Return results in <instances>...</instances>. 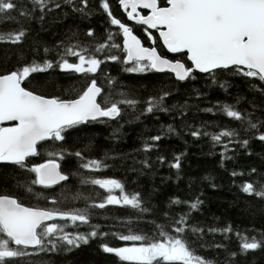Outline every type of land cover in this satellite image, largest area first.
Masks as SVG:
<instances>
[{
    "label": "snow or ice",
    "instance_id": "snow-or-ice-1",
    "mask_svg": "<svg viewBox=\"0 0 264 264\" xmlns=\"http://www.w3.org/2000/svg\"><path fill=\"white\" fill-rule=\"evenodd\" d=\"M113 2L126 19L114 14ZM69 15L78 21L103 15L107 27L97 33L91 25H70L52 45L39 39L40 32L50 31ZM5 24L14 27L0 33V43L15 46L19 55L14 67L0 71V264H55L61 254L90 241H98L100 250L120 264H246L248 253L264 251L260 229L194 223L192 214L204 204L202 193L192 199L170 197L156 208V189L146 192L139 185L140 177L155 172L154 165L165 164L163 155L153 159L149 153L158 151V142L168 135L210 138L213 149H220L221 167L233 159L229 152L242 148L252 155L250 141L264 143V0H0V25ZM33 24L38 26L35 33ZM135 26L142 28L144 40ZM41 73L75 76L79 89L49 90L47 81L36 75ZM121 73H165L177 84L203 81L204 88L218 87L226 94L239 80L253 97L237 93L234 104L211 102L206 91L192 87L194 98H204L211 106L199 108L185 101L165 107L177 84L140 100L119 78ZM242 100L248 108H237ZM190 108L222 113L239 127L206 131L215 125L188 123ZM161 112L180 119L181 127L160 125L158 134L142 137L141 147L134 150L143 153L140 160L132 154H89L94 137L87 133L93 126L117 124L111 133L115 138L123 126L120 121L131 123L148 115L158 119ZM77 141L86 142L77 148ZM130 155L125 171L134 174L131 179L90 178L122 168ZM184 155L174 154L167 163L177 179ZM228 174L240 193L258 198L264 216V170L249 166ZM129 185H135L132 192L126 191ZM91 189L105 195L97 201ZM76 201L83 206H74ZM109 205L134 211L127 218L107 215L102 217L105 223L93 222L100 218L96 210L107 212Z\"/></svg>",
    "mask_w": 264,
    "mask_h": 264
},
{
    "label": "trees",
    "instance_id": "trees-1",
    "mask_svg": "<svg viewBox=\"0 0 264 264\" xmlns=\"http://www.w3.org/2000/svg\"><path fill=\"white\" fill-rule=\"evenodd\" d=\"M113 12L118 18L126 19L122 17L121 11L118 10L115 2H113ZM77 24L81 29H85L88 25L94 26L97 33H102L103 29L107 27L103 15H93L90 21H78L69 15L63 23L53 25L50 31L40 32L39 39L45 41L48 45H52L61 38L63 30L70 25L75 27ZM129 25L133 24L129 23ZM10 27H14V25H0V33L6 32ZM135 28L136 34L144 40L141 27L135 26ZM112 29L115 30V26H112ZM32 30L35 33L38 30V26L33 24ZM145 44H148L146 40ZM157 47L159 48L158 45ZM18 55V49L15 46L0 43V71L14 67ZM109 70L112 75H116L117 69L112 67L111 64ZM36 75L40 81H47L46 86L49 90L55 89L57 92L64 90L75 91L80 86V81L75 76L57 75L55 73L51 76L43 73ZM119 78L134 90L135 96L140 100L146 99L149 95H159L162 88L177 84L174 78H170L165 73H149L146 77L121 73ZM177 87L178 91L173 92L165 98V107H170L173 103L179 106L184 104L185 101L189 105H196L199 108L211 106L205 102L204 98H194V94L191 93L192 87L199 88L201 92L206 91V100L211 102L218 100L234 104V97L237 93L242 94L248 100H251L253 97L249 88L239 80L234 81V86L229 88L227 94L218 87L212 89L204 88L203 81H197L187 86L184 83H179ZM256 101L258 104L260 103L258 95L256 96ZM236 106L237 108H248V105L243 100ZM256 114L260 115V112L257 111ZM156 115L158 119H154L152 115H148L141 117L140 121H132L131 123L120 121V124L123 126L120 127L115 138L111 136V133L114 128L118 127L117 124L113 123L111 126H93L87 133V135L94 137V143L89 154L94 158H100L105 153L109 156L132 154L136 160H140L143 153H138L134 150L141 147L143 142L142 137L158 134L157 130L160 125L167 127L168 124H172L177 130L181 127L180 119H174L172 116L162 112ZM186 118L188 123L212 122V125L215 126L210 125L204 129L209 132H219L224 128L235 129L239 127V122L226 117L222 113L213 115L211 113L199 112L196 108H190ZM73 139L75 140L76 138L73 137ZM85 142L77 141L76 147L79 148ZM158 144L159 150L152 151L149 153V156L154 159L158 154L163 155L165 157V164L162 166L154 165L156 170L151 176H142L139 179V185L146 192L152 188L156 189L152 196L154 207L162 208L170 197L192 199L198 193H202L200 199L204 201V204L199 213L192 214L194 223L213 226L231 223L234 227L240 226L241 229L255 227L264 231V216L260 215L258 198H248L245 194L240 193L238 188L233 184L234 178L228 174L233 169L246 171L249 166L264 170V143L258 140H251L248 151L252 155H245V150L242 148H237L235 154L229 152L228 155L233 156V159L224 161L223 167L220 166V149L218 146L213 149L212 142L208 137L194 140L190 136L183 134L179 137L168 135L167 138L162 139ZM180 152H185L186 155L182 157L180 179H177L176 170L169 168L167 163L172 159L174 154ZM132 155L128 157V162L122 168L103 170L98 175L89 174L90 178H116L122 180V182L125 177L131 179L134 174L127 173L125 169L132 162ZM69 163L71 164V161ZM162 177H170V179L162 181ZM205 177H209L210 179H204ZM239 183L240 180L236 178V184ZM210 184H215L216 187L212 188ZM134 187L135 185L126 186V191L132 192ZM103 195H105L103 190L91 189V196L95 200L98 201ZM32 202L35 203L34 200ZM74 206L82 207L83 202L76 201ZM252 206H256L255 215H253ZM106 207L108 209L107 212L96 210V214L100 218L94 219L93 222L103 224L105 220L102 217L107 215H114L117 218H127L134 211L120 206L109 205ZM173 210L181 209L173 206ZM250 217L251 220L249 219ZM157 222L160 221L157 220ZM206 239H212V237H206ZM215 239L219 240L220 237L216 236ZM109 240H111V237H109ZM118 243L123 244V242ZM210 254L211 250L206 253L209 256ZM245 260L246 264H264V251L257 250L256 252L248 253ZM55 264H120V262L111 254L103 253L98 247V241H90L87 245H81L79 248L73 249L66 254H61L56 258Z\"/></svg>",
    "mask_w": 264,
    "mask_h": 264
},
{
    "label": "flooded vegetation",
    "instance_id": "flooded-vegetation-1",
    "mask_svg": "<svg viewBox=\"0 0 264 264\" xmlns=\"http://www.w3.org/2000/svg\"><path fill=\"white\" fill-rule=\"evenodd\" d=\"M129 23H131V24L134 25V23H132L131 21H129ZM141 32H142V34H143V30H142V28H141ZM153 33H154V30H153ZM154 35H155V33H154ZM147 43L149 44L150 42L147 41ZM148 44H145V45H148ZM157 45L159 46V44H157ZM158 50L164 51V50L159 49V48H158ZM164 54H165L166 56H168L169 58H171L172 55H173V54H168V53H166V51H164Z\"/></svg>",
    "mask_w": 264,
    "mask_h": 264
},
{
    "label": "water",
    "instance_id": "water-1",
    "mask_svg": "<svg viewBox=\"0 0 264 264\" xmlns=\"http://www.w3.org/2000/svg\"><path fill=\"white\" fill-rule=\"evenodd\" d=\"M132 22V21H131ZM132 23H134V22H132Z\"/></svg>",
    "mask_w": 264,
    "mask_h": 264
}]
</instances>
